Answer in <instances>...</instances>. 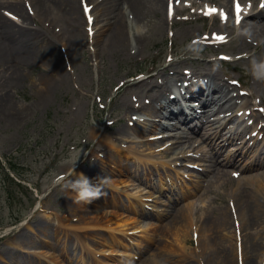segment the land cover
Returning a JSON list of instances; mask_svg holds the SVG:
<instances>
[{"label":"rangeland","instance_id":"374dc122","mask_svg":"<svg viewBox=\"0 0 264 264\" xmlns=\"http://www.w3.org/2000/svg\"><path fill=\"white\" fill-rule=\"evenodd\" d=\"M16 1L21 3L26 15L31 20L23 22L21 18L11 14L5 8L8 4ZM76 1L78 3V0ZM192 1H196L200 8L190 7L184 10L183 6H189V2ZM253 1L255 0H242L244 6L248 7ZM231 2L232 0H179L177 3L179 13L173 19L178 24L172 26L171 21L167 20V24L163 27L158 25L153 15L142 20L136 18L132 11L124 7L122 11L125 13L126 20L125 46L127 51L120 54L104 50L99 56H96L93 53L96 48L92 47V44L83 46V43L79 50L65 48L61 38L64 34L61 22H57L56 25L49 24L44 20L45 22L42 21L39 24L34 16L30 0H0V14L13 19V22L19 26H27L29 30H40L43 37L46 36L53 40L56 45L54 49H57V59L64 67L63 77L52 83L50 93L44 95V80L48 76H54V72L41 57H35L31 64L21 65L22 82L12 83L4 91L12 103L19 108V112L13 115V111H6L3 107L1 111L4 114L0 111V162L4 169L9 163L14 165L22 173V176L17 178L13 175L14 180H18L26 188L21 189L12 185L11 188L9 187L11 196L8 197L0 170V230L13 225L12 231L6 237L0 238V264H10V258H12L11 264H18L22 261L23 264H107L108 262L147 264L149 261L155 264H207L203 262L206 260L205 257L201 262H198L194 258V254L203 239L212 238L217 234L215 231L213 235L208 232L209 234L205 238H195V234L197 231L208 230L202 221L207 214L209 215L211 209L218 213L226 211L230 192L233 189L229 185L228 179L240 174V171L238 169L232 173L233 168H221L220 165L213 169V164L204 157L206 152L209 151L210 154L212 151L208 141L203 139V130L196 136L190 135V143L181 144V149L168 148L170 143L179 141L177 138L187 135V127L181 126L174 131L169 129L163 135L155 134L159 132L154 131L149 133V142L135 138L130 131L123 135L114 134L118 128L132 129L128 126L130 113H127L121 106V102H117L122 95L121 89L117 90V82L122 78L130 83L138 82L142 79V77H137L138 73L151 75L159 72L160 75L152 82V84L158 85L162 81H174L176 78L174 70L192 72L208 69L215 71L221 77H229L234 82L238 80L240 84L246 85V89L245 87L243 89L248 92V95L241 98V105L247 103L248 109H251V105L256 104L259 100L264 102V80H257L252 76L249 71V59L233 63L239 52L249 54L250 57L253 55L260 57L258 42L245 36L243 42L248 44V48L244 49L243 46L241 47V39L238 37L240 33L237 27L221 25L216 20H204L199 17L200 9L204 3L225 7V10L228 11L231 9ZM91 5L94 7L96 3ZM164 7H166V0L162 5L163 14L166 11ZM182 19L187 20L183 21ZM250 20L252 21V19ZM100 26L101 24L98 25V27ZM213 29L216 30L213 31ZM245 30H247V26L242 27L240 32ZM185 31L188 33L185 34ZM211 31L224 34L230 32L229 37L232 40L229 39L225 45H216L215 47L207 44L209 40L205 43L196 41L201 35L209 36ZM83 33H86L84 23ZM139 34L143 36L144 40L142 43L136 44L135 39ZM213 42L215 41H211V43ZM251 42L253 44H250ZM254 43L257 45L254 46ZM89 48L92 50L94 48L93 55ZM220 52L230 56L233 60L232 63H222L223 65H221V62L217 60V54ZM167 66L169 70H166ZM2 68L0 65V69ZM232 87L238 90L235 83L232 84ZM240 111L242 112V110ZM235 126L236 124L229 123L227 130L233 131ZM97 131H100L98 137L95 136ZM101 135L120 142V145L126 147L127 152L133 151L148 156L156 164V167L150 166V170L146 172L147 180H151L152 184L156 185L160 176L164 175L166 171L171 177L164 179L162 189L155 190L145 186L138 179L141 177L139 176L141 173L138 175L133 169L128 170L123 165L126 161L123 164L120 163L116 168H110L108 162H112L113 151L107 149L100 141ZM157 135H161L163 138H155ZM151 137L152 139H150ZM232 147L234 151L239 150L235 143L229 144L223 149L222 155H216L217 163H221L228 151H232ZM165 150L170 154L169 157L164 154ZM182 150L185 151L183 154ZM188 155H192V157H187ZM237 158L238 166L241 165V168L242 165L248 164V158L243 154H239ZM126 160L127 163L133 161L131 158ZM101 161H105V163ZM159 163L168 165L162 169ZM89 165L93 166L89 168ZM72 168L73 172L82 173L93 184L99 178H105L101 182L104 192L101 198L89 204L77 202L75 193L66 187L67 181H62L55 186L56 180L63 177L66 171L72 170ZM91 168L93 169L90 170ZM125 168L128 174L123 172ZM157 170L160 171L158 174ZM263 171L264 168L253 170L248 175H259ZM217 172L226 177L215 178ZM124 176L131 178L126 182L129 186L121 188L125 193L117 192L107 182L105 185L107 180L118 183ZM243 176L247 175L241 174L237 178L239 187L240 185L243 187ZM142 180L145 179L142 177ZM132 181L138 185L139 190L135 189ZM195 181L200 182V187L194 192L193 197L187 199L190 200L192 230L195 232L189 233L191 236L185 253H180V256H183L180 259H185V262L181 263L180 256L166 252L171 246L176 250L175 240L172 232L162 229L171 222L170 214H165L175 213L176 209L185 207L187 203L186 200L179 201L174 208L169 207L171 200L177 199L182 193L179 185ZM148 192L153 194V197H148L150 196ZM127 194L138 197L134 203H136V210L140 211L139 214L128 210L126 206ZM38 198H41L40 202ZM114 198H118V200H114ZM38 203L40 206L33 214ZM110 213L113 218L107 220V214ZM24 220L27 225L13 230ZM113 221L128 223L125 233L117 238L124 245L132 246L133 249L130 253L122 248L110 246L109 234L105 230L98 227L91 229L90 227L104 225L109 228ZM47 226L48 229H46ZM79 227L85 230H77ZM254 230L251 229L250 233H253ZM31 231L36 235L55 232L59 235L55 234L54 236L66 238L70 244L71 241H74L78 251L81 245H87V249L84 248L86 256L90 250L94 252L92 257L99 250H107L109 254L97 257L98 261L94 257L85 260V263L79 259H75L76 262L73 263L68 260L66 255L54 248L30 247L32 251L36 252L28 255L18 254L19 252L10 248L9 244L13 239L34 237ZM34 238L36 239V237ZM104 240L109 243H105ZM144 240L148 241L146 250H143V246H139ZM208 263L212 264L213 261L208 260Z\"/></svg>","mask_w":264,"mask_h":264},{"label":"bare ground","instance_id":"6f19581e","mask_svg":"<svg viewBox=\"0 0 264 264\" xmlns=\"http://www.w3.org/2000/svg\"><path fill=\"white\" fill-rule=\"evenodd\" d=\"M81 1L82 0H78L77 3L76 0H30V5L34 9V16L39 24L44 20L49 24L56 25L57 22H61L64 31L61 38L65 48L69 50H79L83 43V46L92 44V47H95L96 50L93 52L94 48L93 50L89 48V51L91 54L93 52L96 56H99L104 50H111L114 53L120 54H124L127 51V47L125 46V36H127L125 33L126 20L125 13L122 11L124 7L132 11L136 18L145 20L149 15H153L159 26L163 27L167 24V6L169 5V0H166V7H164V9L166 8L165 14L162 13L164 0H84L83 2L87 6L96 3L94 7H91L92 11L90 16L92 15L93 17L91 26L83 13ZM172 4L173 18H175L176 14L179 13L176 7V0H173ZM190 5L192 8H200L196 1H192ZM5 8L11 14L13 13L21 18L23 22L31 20L18 1L8 4ZM211 9H213L212 5H210L206 11H210ZM184 10H186V8ZM256 10L257 6H253L250 10V14L248 13L249 15L247 17L244 16L241 19L237 28L240 33L238 37L241 39V47L243 46L244 49L248 48V44L243 42L245 36H249L257 41L259 47L258 55L264 57V8H261L259 11ZM216 11L210 15L199 17L217 16ZM215 16L211 18L215 20ZM83 23L85 28H87L86 33H83ZM99 24H101L100 27H98ZM177 24L178 22L176 20L171 21L172 26ZM245 26H247V30L240 32V30L242 31V27ZM40 28L42 29V27ZM89 28H91L92 31L91 37L88 35ZM215 30L216 29H213V31ZM186 33H188V31H185V34ZM229 34L231 33L229 32ZM53 35L55 34L53 33ZM205 37L207 36L201 35L199 38L200 41H207L208 39H205ZM143 40V36L139 34L135 39V43H142ZM250 44L253 43L251 42ZM102 47L104 48L100 50ZM54 48H56V45L53 40L46 36L43 37L40 30H29L27 26H19L13 22V19L6 18L4 15L0 14V65L3 67L0 69V111L3 107L6 111H13V115L19 112V108L16 104L12 103V100H10L4 91L5 88L7 89L12 83L22 82L21 76H23V74L21 72V65L25 64L27 66L31 64L35 57H41L50 70L54 72V76H48L44 80L45 86L43 88V94L47 95L50 93L51 84L61 79L64 74V67L58 61L56 55L57 49ZM238 54L241 56L242 60L246 59L244 53L239 52ZM166 70L169 69L167 68ZM175 73L176 83L174 84L175 89L173 90L170 89L169 85L152 84L157 76L160 75L159 72L143 78L140 82L130 83L129 81H125L124 78L120 79L117 82V86L118 89H121L122 95L117 102H121V106L125 108L126 112L130 113V115L135 112H141L147 118V123H139V120H135L134 122L130 119L129 125H131L132 129L118 128L114 134L123 135L130 131L135 138H140L145 140L144 142H149L150 135L148 133L158 131L159 133L155 134L163 135L169 129L174 131L181 126L188 127L187 135L177 138L179 141L170 143L168 148L173 149L176 147V149H178L181 144L190 143V135L196 136L201 130L206 131L207 133L203 135V139L204 141H208L212 153L209 154L208 151L206 152L208 156L204 155V157L208 159V162L213 164V169L219 165L220 167H230L233 168V170L239 169L241 174L247 176L242 177L243 187H241V185L239 187L236 179L229 177V185L233 189L232 192H230V200L227 202L226 211L218 213V211L211 209L209 215L207 214L202 221L203 225L208 227V230L196 232V238H205L208 236V232H211L213 235L214 231L217 236L203 239L194 254V258L198 262H201L205 257L206 260H203V262L207 264H210L208 260H212V264H239V259H241V264H264V171L259 175H248L253 170L264 168V136L262 137V142H258L257 139L251 138L254 132L257 137H260L263 133L262 130L256 128V122H258L260 118L251 112L248 119L249 117L254 118L255 123L243 126L244 122L239 121L234 131H226L227 124L235 122V111H245L247 109L245 108V104L242 106L237 105L241 99V95L232 87V79L229 77H221V75L215 71L208 69L203 71H192L189 74L175 70ZM181 81L189 82V86L185 89L184 93H182L179 88V82ZM175 93H178L182 100H184L182 103L179 102L177 95L172 98L169 97V94ZM262 106L264 108V103H262ZM1 112L4 114L3 111ZM216 116H218V118ZM146 125H148V127H146ZM99 134L100 131H97L95 136L98 137ZM100 137V141L103 142L106 148L113 151L114 157L111 159L112 162L108 160V166L110 168H116L120 163L123 164V162L126 161L123 165L128 170L133 169L138 175L141 173L139 175L141 177L138 179L143 182L145 186L155 190L162 189L164 179L166 177H171L168 171H166L164 175L160 176L156 185L152 184L151 180H147L146 172L150 170V166L156 167V164L148 158V156L133 151L127 152L126 147L120 145V142L113 138L106 136L102 137V135ZM236 141L238 143L235 145L239 147V150L234 151L233 148L231 151L233 154L230 155V153H228L223 157L221 163H217L215 159L216 155H222L225 146L235 143ZM96 146L99 145L96 144ZM184 152V150L181 151L182 154ZM164 154L166 157L170 156L166 150ZM239 154H243L244 157L248 158V164L242 165V168L241 165L238 166L237 162ZM128 158L133 160L132 163H127L126 159ZM101 162L105 163V161ZM159 165L163 169L167 167L168 164L159 163ZM90 166L93 165H89V168ZM126 168L123 169V172L128 174ZM92 169L93 168L90 170ZM156 172L158 174L160 171L157 170ZM70 174L71 169L64 174L63 182L70 178ZM142 177L145 180H142ZM224 177H226L224 174L217 172L215 178L223 179ZM129 179H131L129 176H124L118 183H114L113 181L114 184L112 180H107L105 181V185L107 182L109 183L108 185L117 192L125 193L121 188L129 186V184H126ZM94 182L97 183V181ZM132 183L135 189L139 190L138 185L134 181H132ZM199 187V181L190 184L182 183L179 185V189L182 192L180 197L171 200L169 205L170 208H174L179 201L186 200L187 203L185 207L176 209L175 213L165 214H170L171 222L164 226L162 230L172 232L176 248L175 250L171 246L166 252L178 256L181 255L180 253H185V248L190 240L189 237L195 232L192 230L193 221L190 200L187 199L193 197L194 192H196ZM148 194H150L148 197H153V194L150 192H148ZM126 199L128 210L139 214L140 211L136 210V203H134L138 200V197L127 194ZM114 200H118V198H114ZM107 216V220L113 218L111 213L107 214ZM236 223L239 224L238 227H235ZM127 224L126 222L118 223L113 221L109 228L104 225H93L90 227L91 229L98 227L105 230L108 232V238L110 240V243L104 240L105 243H109L112 247L122 248L127 253H130L133 249L132 246L124 245L117 238V236L125 233ZM24 225H27L26 221L17 226L15 230L19 229L20 226L22 228ZM90 227L88 226V228ZM46 229H48V226ZM78 229L85 230L81 227L77 228V230ZM251 229H255L253 233H250ZM9 232L10 229L6 230L5 235L9 234ZM31 233L36 237V240H32V236L19 237L11 240L9 244L10 248L19 252L18 254L27 255L35 253V251L29 248L30 245L54 248L66 255L68 260L73 263L76 262L75 259H79L82 263H85L84 261L89 258L95 257L97 260V256L109 254L107 250H99L94 254V257H92V253L94 252L90 250L91 253L88 251V255L86 256L84 248L87 249V245H81L78 251L74 241H71L70 244L68 239L54 236L56 234L55 232H44V234L40 235H36L32 231ZM189 233H191L190 236ZM36 241L38 242L37 244ZM144 241L141 242L139 246H143V250H146V242L148 241H145V243ZM181 257L183 256H180L179 259ZM3 260H6V258H3ZM18 262H20V259H18ZM180 262L184 263L185 259H180ZM11 263L12 258H10V264ZM114 263L115 262H108L107 264ZM18 264H23V261ZM147 264L155 263L149 261Z\"/></svg>","mask_w":264,"mask_h":264},{"label":"clouds","instance_id":"9594fccd","mask_svg":"<svg viewBox=\"0 0 264 264\" xmlns=\"http://www.w3.org/2000/svg\"><path fill=\"white\" fill-rule=\"evenodd\" d=\"M249 71L255 79L264 80V57H257L254 55L249 57ZM70 177L71 178L67 180L66 187L75 193L77 202L89 204L101 198L104 194L101 187V182L105 179L104 177L99 178L97 183L93 184L89 178L82 173H74L73 168Z\"/></svg>","mask_w":264,"mask_h":264},{"label":"snow or ice","instance_id":"6c2138e0","mask_svg":"<svg viewBox=\"0 0 264 264\" xmlns=\"http://www.w3.org/2000/svg\"><path fill=\"white\" fill-rule=\"evenodd\" d=\"M82 2H83V0H82ZM176 2L179 3V0H176ZM172 3H173V0H169V18L170 19L172 18V15H173ZM249 7H250V5H249ZM261 7L264 8V0H262V2H261ZM215 11H216V9H211L210 11H206L204 14L207 16V15H210L212 13H215ZM234 11H235L236 17H237L236 23H240L239 17H240V14L242 12V8H241V5L238 2V0H234ZM84 13H85L86 18L88 19L89 25L91 26L93 21H92V17L89 15L90 9L88 7H85L84 8ZM221 19H222V21L224 19H226V17H225L223 12H221ZM89 32L91 34V28H89ZM205 39H208V38L205 37ZM212 39L216 40L217 42H222L224 40V37L216 35V34H213ZM221 59H227V57H221Z\"/></svg>","mask_w":264,"mask_h":264},{"label":"trees","instance_id":"16d2710c","mask_svg":"<svg viewBox=\"0 0 264 264\" xmlns=\"http://www.w3.org/2000/svg\"><path fill=\"white\" fill-rule=\"evenodd\" d=\"M10 168L15 172V169H14L13 167H10ZM4 180H9V179H8L7 176H5V177H4ZM10 182H12L11 179H10Z\"/></svg>","mask_w":264,"mask_h":264}]
</instances>
